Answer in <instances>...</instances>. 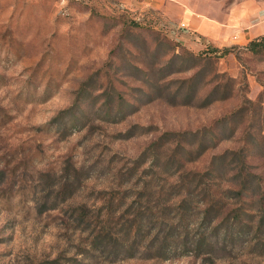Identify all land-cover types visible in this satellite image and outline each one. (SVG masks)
Returning a JSON list of instances; mask_svg holds the SVG:
<instances>
[{"label": "rangeland", "instance_id": "374dc122", "mask_svg": "<svg viewBox=\"0 0 264 264\" xmlns=\"http://www.w3.org/2000/svg\"><path fill=\"white\" fill-rule=\"evenodd\" d=\"M174 1L0 0V264H264V0Z\"/></svg>", "mask_w": 264, "mask_h": 264}, {"label": "crops", "instance_id": "0c3cea01", "mask_svg": "<svg viewBox=\"0 0 264 264\" xmlns=\"http://www.w3.org/2000/svg\"><path fill=\"white\" fill-rule=\"evenodd\" d=\"M152 1H153L152 6H156L159 10H163L162 4L164 2H169L170 4H172V7H170L169 10L170 9L172 10V8H174V10L177 12L182 22L187 23L193 31L197 32L201 36H206L211 40H213L214 43H217V39L220 36L221 29L219 26L216 25V23H213L209 18H206L202 14L194 13L193 10L188 8L187 5L182 4L178 1H174V0H167V1L161 0L156 2L155 0ZM181 36H184V34H182ZM218 42L221 43V41Z\"/></svg>", "mask_w": 264, "mask_h": 264}, {"label": "trees", "instance_id": "16d2710c", "mask_svg": "<svg viewBox=\"0 0 264 264\" xmlns=\"http://www.w3.org/2000/svg\"><path fill=\"white\" fill-rule=\"evenodd\" d=\"M263 48H264V36L249 42L245 50L253 54H258ZM211 52L215 55L216 54L224 55L228 52V50L212 49Z\"/></svg>", "mask_w": 264, "mask_h": 264}, {"label": "built area", "instance_id": "2783aa9c", "mask_svg": "<svg viewBox=\"0 0 264 264\" xmlns=\"http://www.w3.org/2000/svg\"><path fill=\"white\" fill-rule=\"evenodd\" d=\"M77 1H79V0H77Z\"/></svg>", "mask_w": 264, "mask_h": 264}]
</instances>
